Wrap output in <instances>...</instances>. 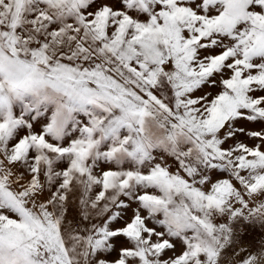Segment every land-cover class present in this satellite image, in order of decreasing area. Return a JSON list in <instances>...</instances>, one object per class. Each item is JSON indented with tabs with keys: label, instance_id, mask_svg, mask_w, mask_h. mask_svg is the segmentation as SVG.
Here are the masks:
<instances>
[{
	"label": "snow or ice",
	"instance_id": "1",
	"mask_svg": "<svg viewBox=\"0 0 264 264\" xmlns=\"http://www.w3.org/2000/svg\"><path fill=\"white\" fill-rule=\"evenodd\" d=\"M0 264H264V0H0Z\"/></svg>",
	"mask_w": 264,
	"mask_h": 264
},
{
	"label": "rangeland",
	"instance_id": "2",
	"mask_svg": "<svg viewBox=\"0 0 264 264\" xmlns=\"http://www.w3.org/2000/svg\"><path fill=\"white\" fill-rule=\"evenodd\" d=\"M250 237L258 239V235L256 233H252L251 231L248 234Z\"/></svg>",
	"mask_w": 264,
	"mask_h": 264
}]
</instances>
